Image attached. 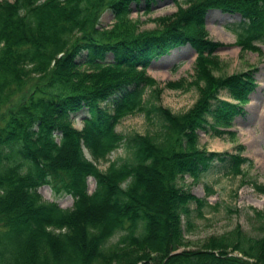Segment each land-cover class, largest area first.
Returning a JSON list of instances; mask_svg holds the SVG:
<instances>
[{"label": "trees", "instance_id": "1", "mask_svg": "<svg viewBox=\"0 0 264 264\" xmlns=\"http://www.w3.org/2000/svg\"><path fill=\"white\" fill-rule=\"evenodd\" d=\"M154 1H0V264H264V211L256 213L257 237L235 228L199 250L179 251L188 205L198 210L206 202L176 185L185 175L196 183L214 160L227 159L226 173L241 174L246 159L200 150L196 132L219 137L243 115L256 88L253 70L214 76L220 45L207 37L204 21L208 11L238 16L229 28L236 46L257 51L264 46V0H183L153 19L154 28L140 30L130 6L148 12ZM105 10L112 21L99 29ZM183 46L195 55L189 86L197 98L179 114L146 108L144 92L157 98L159 91L145 70ZM137 113H153L156 130L115 132ZM121 144L125 158L98 170ZM153 180L161 201L148 194ZM41 186L69 195L71 208L43 201Z\"/></svg>", "mask_w": 264, "mask_h": 264}, {"label": "rangeland", "instance_id": "2", "mask_svg": "<svg viewBox=\"0 0 264 264\" xmlns=\"http://www.w3.org/2000/svg\"><path fill=\"white\" fill-rule=\"evenodd\" d=\"M182 1L155 0L148 12L144 11L141 4L138 7L131 5L129 18L137 22L140 30L152 29L155 26L153 19L170 15L176 10V4L182 5ZM111 21L110 12L105 10L98 20L97 28H109ZM239 21L238 16L222 14L219 11H208L205 15L207 37L220 45L215 51L217 66L213 74L227 76L253 70L256 88L248 97L243 115L236 117L230 128L222 130V135L215 137L202 131H197L196 134L200 150L208 153L237 154L246 161L240 166L241 174L235 177L226 173L228 161L225 159L224 162L212 161L196 183L186 175L176 181L177 187L206 202L198 210L194 203L188 205V217L181 218L185 246L179 251L199 250L208 238L218 237L235 228L249 237L259 236L260 220L256 213L264 211V193L257 190L264 189V46L259 45L254 52L240 51L235 44L234 34L229 30ZM84 55L81 53L77 61L80 62ZM194 58L193 51L188 46H183L170 50L150 63L145 75L154 80L159 94L157 98H151L149 90L144 92L146 108L151 104L179 114L191 107L198 94L195 86H189L193 79ZM104 61L110 62L111 55L106 54ZM168 84L176 87H169ZM219 97L227 100L223 92ZM79 114L70 116L72 126L76 129L81 127ZM156 128L157 119L153 113H149L147 118L143 113H137L123 117L114 130L122 136H127L149 133ZM125 154L121 144L105 160L96 163V167L103 171L109 162L120 163ZM84 155L90 160L86 151ZM154 186L153 180L148 187V194H155L159 201L163 200L161 192H153ZM93 188V179L87 178V192L91 193ZM37 193L43 201L53 202L61 209H70L72 206V198L69 195L54 196L48 186L39 187ZM115 240L116 237H113L109 243L113 244ZM228 256L240 257L235 253Z\"/></svg>", "mask_w": 264, "mask_h": 264}]
</instances>
